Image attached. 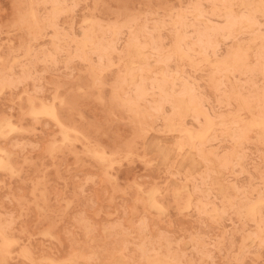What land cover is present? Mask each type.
Here are the masks:
<instances>
[{"label":"rangeland","instance_id":"rangeland-1","mask_svg":"<svg viewBox=\"0 0 264 264\" xmlns=\"http://www.w3.org/2000/svg\"><path fill=\"white\" fill-rule=\"evenodd\" d=\"M0 264H264V0H0Z\"/></svg>","mask_w":264,"mask_h":264},{"label":"bare ground","instance_id":"bare-ground-1","mask_svg":"<svg viewBox=\"0 0 264 264\" xmlns=\"http://www.w3.org/2000/svg\"><path fill=\"white\" fill-rule=\"evenodd\" d=\"M251 30H252V29H251ZM43 111H44V110H43ZM45 112H46V111H45ZM47 113H48V112H47ZM38 114H39V113H38ZM48 114H49V113H48ZM50 114H51V113H50ZM52 115H53V113L51 114V116H52ZM260 122H261V121H260ZM254 123H255V122H254ZM254 126H255V125H254ZM259 126H260V124H259ZM200 139H201V138H200ZM2 150H3V149H2ZM150 205H151V204H150ZM150 205H149V206H150ZM4 240H5V239H4ZM5 241H6V240H5ZM3 242H4V241H3ZM8 242H9V241H8ZM9 243H10V242H9ZM9 243H8V244H9ZM4 244H5V243H4ZM4 246H5V245H4Z\"/></svg>","mask_w":264,"mask_h":264}]
</instances>
